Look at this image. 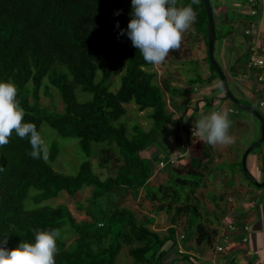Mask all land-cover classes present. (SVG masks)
I'll return each instance as SVG.
<instances>
[{"label":"trees","instance_id":"obj_1","mask_svg":"<svg viewBox=\"0 0 264 264\" xmlns=\"http://www.w3.org/2000/svg\"><path fill=\"white\" fill-rule=\"evenodd\" d=\"M190 3L191 0H177V7ZM248 5L249 15L261 13L256 0L253 6ZM193 8L195 21L182 33L179 48L170 50L165 61L191 63L193 48L203 46L212 72L205 79L209 87L214 81L219 82V78L208 58V22L203 0ZM130 12L131 0H0V80L16 85L17 99L25 113L23 122L35 124L38 132L45 123L57 136L76 140L86 159L93 157L94 145L99 148V167L119 163L116 173L104 180L93 173L88 160L80 164L75 175H63L51 167L58 156L55 143L41 158L33 159L29 155L28 139H21L13 132L9 142L0 146V234L8 235V248L15 247L19 241L33 240V229H60L55 264H115L123 248L133 264H176L174 258L186 264L199 263L198 258L184 252L185 236L176 233L182 219H185L184 230L194 229L196 246L213 248L218 226L223 225L221 218L227 212L219 204L221 196L211 197L214 206L211 212L202 208L196 198L198 190L207 187L202 169L209 168L211 163L209 145L196 141L195 132L190 133L189 143L184 135L173 132L178 116L166 110L163 96L168 92L175 96L179 90L155 84L156 73L149 71L153 65L143 60L126 35L119 34L121 29H126ZM217 14L218 22L221 16ZM117 22L119 28L115 26ZM228 24L231 28V23ZM251 30L248 29L249 34H245L246 30L243 33L245 40L250 37L244 54L250 73L233 72L235 77L248 75L259 87L263 83L259 80L262 72L248 67L257 33V29ZM218 38L215 33V41ZM101 60L111 69L102 70L97 80ZM116 66L123 67L124 73L119 78V88L111 92ZM44 80L57 91L63 104L61 112L39 105L38 94ZM200 82L201 78L196 77L188 83L196 86ZM77 94L87 98L79 100ZM211 99L228 100L224 93ZM130 103L138 112L150 110L148 118L153 121V127L148 132L137 125L131 127V134L127 132L123 123L124 106ZM206 103L210 106L211 102L207 99ZM244 105L258 112L252 103ZM167 128H171L170 134L176 133L175 139L179 140L180 148L181 145L187 148V153L182 148L175 153L166 135L161 141L164 145L160 143L161 150L156 152H159L157 158L153 160L156 154L152 155L153 150L148 151V156H141L140 152L156 142L148 135L162 134ZM160 162L163 167L159 166ZM237 165L254 189H263L264 186H255L243 173L241 163ZM161 171L165 180L154 185L151 181ZM84 187L92 190L88 206L80 209L86 216L82 221H76L64 205L44 204L60 193L77 198ZM119 189L130 191L134 199L148 202L151 208L137 214L127 207L111 209L101 203ZM31 191L35 193L30 195ZM223 201L228 204L227 200ZM165 215H171L166 227L155 229L154 219L161 216L167 221ZM66 234L74 236L68 246L62 240ZM223 250L222 246L216 248L220 254Z\"/></svg>","mask_w":264,"mask_h":264},{"label":"rangeland","instance_id":"obj_2","mask_svg":"<svg viewBox=\"0 0 264 264\" xmlns=\"http://www.w3.org/2000/svg\"><path fill=\"white\" fill-rule=\"evenodd\" d=\"M209 5L212 8L213 17L216 24L215 33L219 37L214 43L213 57L217 64L223 69L222 71L225 75L230 93L234 97H236V99H238L241 104H245L248 102L252 103V106H254L264 117V104L262 106L258 105L259 100L264 102V83L260 84L261 82H259L258 84H260L261 88H258L256 85L257 83L250 79V81L254 82V85L256 86H252L253 90H248V87L246 85L235 78V73L233 72L235 69L242 73L249 72V70H247V66H245L246 57H244L245 52H247L246 44L249 41L243 38V33L244 30L249 28L253 30L258 29L259 24H261L262 26L261 32L264 33V16L262 15V12L256 13L252 16L249 15V5L245 0H209ZM256 5H260L261 9H259V11H262V9H264V0H256ZM217 13L220 14L223 21L226 20V22L231 23V28L228 23L221 24L217 22ZM253 26H256V28H254ZM263 35L264 34H262V37ZM221 36H225V40L223 41L224 47L222 50L224 53H222V60L219 56ZM247 38L249 39L250 37ZM261 41L258 40L257 42L258 55L264 58V46L260 44L264 42ZM205 57V48L203 46L196 45L192 50L191 58L193 61L191 63L184 61L182 63L176 62L170 64L164 60L158 65H153L149 70L150 72L156 73V77L154 78L155 84L161 87L164 85H168L173 89L179 90L178 94H176L175 96L168 92L167 94H165V97L163 96V98H165L166 101V110L168 112H173L174 116H178L177 121L174 123V126H172L173 132L179 133L181 135L183 134L186 137L188 143L191 141V132H195L197 135H199L195 127L196 122L204 116L208 115L211 111L219 110L220 106L224 102V100L211 99L212 96H222L223 91L219 86L217 92H209L210 89L214 87V84H219V82L216 80V83H213L212 86L209 87L205 83V79L212 73L209 69L207 61L205 60ZM234 60L237 61V66L239 67L234 65ZM99 66L100 67L97 74V80L100 79L102 70H107L109 68L111 69V67L106 65V63L102 60L99 62ZM115 68L116 73L112 75V86L109 89L111 92H115L119 88V78L124 73L123 67L116 66ZM254 71L258 73L263 72L264 64L263 70L254 69ZM239 76L243 77L241 75ZM196 77H200L201 82L196 86H191L188 82L192 79H195ZM260 79L262 78L260 77ZM251 91L253 92V96L251 99H248L247 94H252ZM255 92H257V94H254ZM86 98L87 97H84L83 95L78 96L79 100H83ZM207 99L209 100V102H211L209 104L210 106H207ZM30 100H32L31 97ZM225 102L229 104V109H227L225 113H227L231 121L229 134L232 138V142L225 145L218 144L215 146H208L209 151L211 152V163L209 165V168L206 169L203 167L202 169V171L204 172L203 179L204 182L206 181L207 187L205 189L198 190V193L196 194L199 205L202 208L204 207L205 210L207 209L208 212H211L214 209L213 202L211 201L212 196L216 198L221 196L222 201L227 200L228 204H225L224 201L219 202L222 210H225L229 213L236 210L237 204L240 201L236 200V202L234 198L236 195L241 196L242 189L245 190L246 188L244 185H242L243 183L235 187V189H228L224 187V185H233V181L229 180L231 176L230 173L234 171V167L230 166V160L235 159L236 170L239 171L240 169L237 164L241 163V158L244 151L248 146L256 142L261 136V124L257 119H255L252 115L245 112L244 110L237 109L229 100H226ZM38 103L40 106L49 110L53 109L56 112H61L63 108V104L57 91L49 85L47 80L43 81L42 88L39 91ZM124 107L126 109V114L124 116L123 123L126 125L127 132L129 134L132 133L131 127L134 125L141 127L145 132H148L153 127V121L148 118L150 110L138 112L136 106L132 103L127 104ZM170 129L171 128H169V130ZM169 130L167 128L166 131H164L162 134H149L148 136L154 137L156 139V142L151 144V146H149L146 151L140 152V155L146 157L148 156L149 150H153L152 155L155 154L158 150H161L160 143L164 145L161 141L162 137L166 138V135H168L173 151L175 153H179L180 151H182L180 148V143L178 142L179 140H176L174 137L176 133L170 134ZM40 134L44 140V154L52 143H55L58 146V156L51 164V167L54 171L63 175H75L78 172L80 164L88 160L91 164L93 173L98 175L101 180H104L109 176H113L116 173L119 163L112 164L110 162L103 167L98 166V162L100 160L99 148L95 147L94 145L92 147V150L94 149L93 157L91 156L90 158L86 159L84 157V154L79 150L76 140L64 139L57 136V134L53 130H51L45 123H43L40 127ZM195 138L196 141L202 142L198 137ZM235 140L238 141V145L235 143ZM158 153L155 154L153 160L154 158L158 157ZM259 153H262L264 155V141L261 143L259 148H254L253 153L249 154L246 159V169L252 175L253 173L250 169L252 168L251 164L254 161L253 156ZM259 161L260 168L254 177L261 182L263 179V174L261 171L262 163L261 160ZM204 162L205 161H203L202 164H204ZM209 169H211V173L208 174ZM237 178L242 179L246 185L249 184L251 190L256 191L252 184L247 182L240 171L238 172ZM164 180L165 175L164 172L161 171L160 173H156L151 182L154 185H157L158 183L160 184L164 182ZM91 190L92 188H82L77 198H70L65 193H60L56 198L51 199L44 204L50 206H66L75 220L79 222L86 218L84 212L80 209L81 206L82 210L84 206H88V199L91 196ZM123 190L125 189H122V191H120V189L117 190L115 194L104 201L102 200L101 203L105 206H109L111 209L115 207H127L137 214H141L145 210L151 208V205H149L148 202L140 199H134L133 196H131L130 191ZM248 191L249 190H245L244 194H246V192ZM34 193V191H31L30 195ZM198 195H201V197ZM250 197L252 202V210H255L253 208L254 204H264V187L263 189H261L260 194L256 195L254 193H251L249 195V198ZM28 203L29 202L25 203L26 208H29ZM199 212L200 214H202V216H204L205 213L203 209L200 208ZM170 216L171 215H165L167 221H165L161 217L155 218V229L165 228L166 224H168V222L170 221ZM185 226V219H182L176 226V233L177 235H184L187 241H191L193 239L194 229L190 228L184 230ZM62 240L65 245L68 246L73 242L74 236L71 234H66L63 235ZM183 244L184 241H182L181 245ZM115 264H133L132 259L127 254L126 248H123L120 251L119 255L115 259Z\"/></svg>","mask_w":264,"mask_h":264},{"label":"clouds","instance_id":"obj_3","mask_svg":"<svg viewBox=\"0 0 264 264\" xmlns=\"http://www.w3.org/2000/svg\"><path fill=\"white\" fill-rule=\"evenodd\" d=\"M190 4L177 7V0H131L130 19L121 35H126L134 48L139 50L146 63L158 65L168 56L170 50L179 48L182 33L195 21L196 11ZM118 14V13H117ZM119 28V22L115 25ZM262 80V79H261ZM17 87L7 80H0V146L9 142L15 132L21 139L27 138L33 159L44 153V140L35 124L23 122L24 109L17 99ZM231 121L222 111H211L196 122L199 140L210 146L232 142L229 134ZM34 239L19 241L8 248V235L0 234V264H55L57 239L60 229L32 230Z\"/></svg>","mask_w":264,"mask_h":264},{"label":"crops","instance_id":"obj_4","mask_svg":"<svg viewBox=\"0 0 264 264\" xmlns=\"http://www.w3.org/2000/svg\"><path fill=\"white\" fill-rule=\"evenodd\" d=\"M261 12H262V15L264 16V9H262ZM218 23L224 24L227 22L226 20L223 21L221 17ZM263 23H264V20H263ZM249 30L252 31L250 28ZM261 31H262V26L261 24H259L257 33L255 34V40L257 42L258 40L259 41L262 40L261 42H264V38H263L264 35L262 37V34L264 33H262ZM224 40H225L224 38L221 39L220 48H219L220 50L219 56L221 60L223 57L222 53H224L222 50L224 47V43H223ZM260 44L264 46V43H260ZM247 45H250V42L246 44V48H247ZM237 64H238L237 61H235V66H237ZM249 73L250 71L246 72V74H249ZM260 77L262 78L263 80L262 82L264 83V71L261 73ZM235 78L240 80V82L243 83L244 85H246L248 87V90H253L252 86H256L254 85V82L250 81V79L248 78V75L243 76V77H240L238 75ZM213 83H216V81H214ZM219 86L220 85L217 83L214 84V87L211 88L209 92H217L219 89ZM258 88H261L260 85ZM252 96H253V93L252 94L248 93L247 98L251 99ZM260 103L264 104L263 101L259 100L258 101L259 106H260ZM227 109H229V104H227V102L224 101L223 104L220 106L219 111H222L225 113ZM197 136L198 135H196V137ZM235 143L238 145L237 140H235ZM160 156L161 155H159V157ZM262 156H263L262 153L255 154L253 156L254 161L252 162L251 164L252 168L250 169L253 175L251 173L250 174L253 177L256 175V173L258 172L260 168L259 160H262ZM230 162H231L230 166L234 167L235 162H236L235 159H231ZM239 171H237L236 167H234V171L230 173L231 176L229 179L233 181L232 182L233 185L231 186L224 185V187L228 189H235V187L243 183L242 185L245 186L246 188L245 190H249V191L246 192V194H244L245 190L242 189V192H241L242 195L241 196L236 195L234 198L235 201L236 200L240 201L237 204L236 210L232 211L231 213L227 212V215L221 218L223 225L220 224V226H218V236L216 238L213 248H206L204 245L198 247L194 243V239L186 242L185 249L183 247V249L185 250L184 252L200 260L199 263H196V264H264V204L256 203L257 205L254 204V207H253L255 210H252L251 197L249 198V195L251 193L258 195L260 194L261 190L253 191L251 190L249 184L246 185L242 179H238L237 177H238ZM254 179L260 183V181H258L257 178L254 177ZM228 225L232 226L231 228L232 230H229L227 228ZM220 246H222L224 249L222 252L223 254L216 252V248ZM174 260H177L175 262L176 264H186L185 261H182L176 258H174Z\"/></svg>","mask_w":264,"mask_h":264},{"label":"water","instance_id":"obj_5","mask_svg":"<svg viewBox=\"0 0 264 264\" xmlns=\"http://www.w3.org/2000/svg\"><path fill=\"white\" fill-rule=\"evenodd\" d=\"M203 4H204L205 11H206L207 22H208L207 23V31H208L207 32V51H208V58H209V61H210L211 65H212V67L214 68L215 72L217 73V76L219 78L220 86H221V88L223 90V93L225 94V97L236 108H239V109L244 110L245 112L249 113L255 119H257L260 122V124H261V136L256 142L251 144L244 151V153L242 155V158H241V166H242V170L244 171L245 175L252 181V183L255 186H264V155H263L262 160H261V162H262V172H263V180H262L261 183L257 182L254 179V177L250 174V172H248V170L246 169V159H247L248 155L250 154L251 151L254 150V148H256L258 145H260L264 141V120L261 118L260 114L255 109H253L251 106L241 104L230 93V90H229L228 84L226 82L225 76L222 73L219 65L217 64V62L215 61V59L213 57V50H214V43H215V33H214V24H213V18H212L210 5H209L208 0H203Z\"/></svg>","mask_w":264,"mask_h":264},{"label":"built area","instance_id":"obj_6","mask_svg":"<svg viewBox=\"0 0 264 264\" xmlns=\"http://www.w3.org/2000/svg\"><path fill=\"white\" fill-rule=\"evenodd\" d=\"M248 3H250L253 6V0H248ZM253 12L254 11L251 10V13H253ZM245 34H249L248 30L245 31ZM255 55H257V56H255ZM263 59L264 58H262L261 56L258 55L257 41H256V43L251 47V50H250L248 67H253L255 69H263V64H264ZM259 80H261V79L259 78ZM262 105L263 104L260 103V106H262ZM181 148L184 149L185 151H187V148L184 145H181ZM171 163H173V161H171ZM159 166L163 167V164L160 162ZM228 228L231 229L232 228L231 225H229ZM220 250L221 249L219 248L218 251H220Z\"/></svg>","mask_w":264,"mask_h":264}]
</instances>
